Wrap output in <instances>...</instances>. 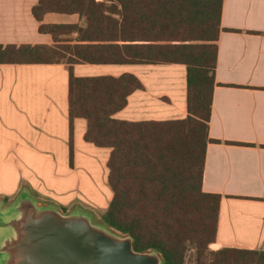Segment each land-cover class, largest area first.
I'll list each match as a JSON object with an SVG mask.
<instances>
[{
  "label": "trees",
  "instance_id": "16d2710c",
  "mask_svg": "<svg viewBox=\"0 0 264 264\" xmlns=\"http://www.w3.org/2000/svg\"><path fill=\"white\" fill-rule=\"evenodd\" d=\"M224 0H39L33 16L53 43L2 45L0 64H64L69 71L70 129L87 122L85 140L111 150L113 199L101 223L131 236L138 252L156 251L163 264H264V249L221 248L216 242L221 197L202 180L209 137L217 42ZM48 14L78 16L44 23ZM90 65H184V119L131 122L115 117L139 78L127 73L77 77ZM65 212V210H64Z\"/></svg>",
  "mask_w": 264,
  "mask_h": 264
},
{
  "label": "crops",
  "instance_id": "0c3cea01",
  "mask_svg": "<svg viewBox=\"0 0 264 264\" xmlns=\"http://www.w3.org/2000/svg\"><path fill=\"white\" fill-rule=\"evenodd\" d=\"M39 0H0V46L53 43L39 32ZM78 16L48 14L44 23ZM210 142L202 190L220 195L215 249H264V0H224ZM133 74L144 89L128 98L120 120L184 119V65H90L77 77ZM87 122L69 120V71L64 64H0V207L27 190L40 205L64 212L106 211L113 192L111 150L85 140Z\"/></svg>",
  "mask_w": 264,
  "mask_h": 264
},
{
  "label": "water",
  "instance_id": "95a60500",
  "mask_svg": "<svg viewBox=\"0 0 264 264\" xmlns=\"http://www.w3.org/2000/svg\"><path fill=\"white\" fill-rule=\"evenodd\" d=\"M133 242L81 209L40 205L27 190L0 207V264H163Z\"/></svg>",
  "mask_w": 264,
  "mask_h": 264
},
{
  "label": "rangeland",
  "instance_id": "374dc122",
  "mask_svg": "<svg viewBox=\"0 0 264 264\" xmlns=\"http://www.w3.org/2000/svg\"><path fill=\"white\" fill-rule=\"evenodd\" d=\"M101 215H102V214H101L100 212H97V214L95 215V221H96V222L101 223V220H100ZM209 250H210V251H217V250H219V249H215V247H213L212 245H210V246H209ZM186 264H195L193 254H190V255L188 256Z\"/></svg>",
  "mask_w": 264,
  "mask_h": 264
}]
</instances>
